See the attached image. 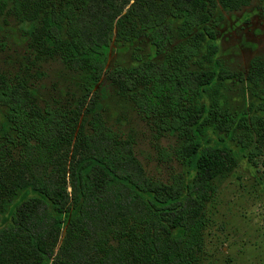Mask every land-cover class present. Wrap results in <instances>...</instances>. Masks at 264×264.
<instances>
[{
  "label": "trees",
  "instance_id": "trees-1",
  "mask_svg": "<svg viewBox=\"0 0 264 264\" xmlns=\"http://www.w3.org/2000/svg\"><path fill=\"white\" fill-rule=\"evenodd\" d=\"M252 2L0 0V54L24 47L0 69V264H200L218 182L264 142V61L244 75L219 59L222 12ZM233 80L241 108L225 99ZM110 93L176 139L181 172L145 170L135 134L107 118Z\"/></svg>",
  "mask_w": 264,
  "mask_h": 264
},
{
  "label": "rangeland",
  "instance_id": "rangeland-1",
  "mask_svg": "<svg viewBox=\"0 0 264 264\" xmlns=\"http://www.w3.org/2000/svg\"><path fill=\"white\" fill-rule=\"evenodd\" d=\"M222 14L220 62L232 72L247 75L255 59L264 61L263 4L261 0H253L249 7ZM8 42V49L0 54V69L14 71L22 64L24 47L14 37ZM142 46L140 53H148L147 44ZM132 63V50L123 55L112 53L108 68ZM59 70V65L49 66V76L42 83L47 89L45 93L56 85ZM261 88L264 95V85ZM224 89L225 99L233 108L243 107V84L233 80ZM55 98L59 99L56 95ZM246 98L249 99L248 94ZM105 110L113 126L135 134L137 156L150 175L169 179L183 170L172 155L176 139L166 136L157 141L150 124L133 110L130 102L111 94ZM257 147L260 151L257 157L252 161L250 154L241 158L238 167L218 182L219 191L207 205L209 224L200 264H264V142ZM163 150L170 154L168 158L161 154Z\"/></svg>",
  "mask_w": 264,
  "mask_h": 264
}]
</instances>
